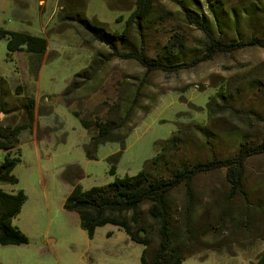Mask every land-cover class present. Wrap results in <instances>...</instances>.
Here are the masks:
<instances>
[{"label":"rangeland","instance_id":"rangeland-1","mask_svg":"<svg viewBox=\"0 0 264 264\" xmlns=\"http://www.w3.org/2000/svg\"><path fill=\"white\" fill-rule=\"evenodd\" d=\"M198 1L206 11L205 0ZM221 1L227 9H238L259 0ZM135 5L136 0H0V29L47 40L42 58L25 49L9 54L7 41L0 40V129L11 134L22 128L14 150L21 155L13 172L19 183L0 188L26 193L13 224L29 240L20 246L0 245V264H141L144 247L118 227L98 228L89 238L78 214L65 209L75 185L87 191L136 176L158 154L157 144L181 127L188 132V124L207 127L208 140L216 137L222 157L235 154L245 135L261 142L264 122L256 115L264 116V48L217 53L201 61L207 56L203 34L179 17L175 4L161 0L158 24L145 36L150 54L163 55L169 43L180 40L183 45L176 51L181 49L180 63L188 66L147 72L96 41L80 23L96 20L107 32L121 33ZM95 59L101 62L93 79L64 98L77 74H90ZM225 86L236 96L235 110L226 111L219 101L209 122V98ZM28 104H33L34 122ZM131 105L136 107L127 123L96 145V123L117 120ZM206 142L207 137L190 131L181 150L194 152ZM5 157L0 150V165ZM113 166L115 175L110 173ZM226 174L221 169L195 179V248L183 264H257L264 252V155L247 162L246 203L232 192ZM185 209L186 189L181 186L172 197L181 238Z\"/></svg>","mask_w":264,"mask_h":264},{"label":"trees","instance_id":"trees-1","mask_svg":"<svg viewBox=\"0 0 264 264\" xmlns=\"http://www.w3.org/2000/svg\"><path fill=\"white\" fill-rule=\"evenodd\" d=\"M160 1L136 0L135 8L121 33L107 32L104 24L96 20L84 19L80 23L96 41L110 47L118 57L138 62L147 72H176L188 66L180 63L181 49L176 51L177 47L183 45L182 42L174 40L164 48L163 55L151 56L149 43L147 45L145 40L147 32L158 24L157 18L161 11L157 15L156 12L157 3ZM163 1L175 4L179 17L203 34L207 42V56L200 59L201 61L213 58L217 53H234L250 47L264 48V0L252 1L238 9H227L221 0H205L206 11H203L198 0ZM0 40L7 41L9 54L25 49L42 58L47 50L46 38L26 32L0 29ZM100 60L92 61L88 68L90 74L85 70L75 76L64 98L68 100L84 87L86 81L93 79ZM235 97L234 92L226 86L210 96L206 106L209 122L217 115L219 101L223 103L226 111L235 110ZM135 107L125 106L115 121L96 123L97 128L92 136L95 144L105 143L109 137H114L122 127L119 125L127 123ZM118 108L119 106L113 111ZM26 109L30 122H34L33 104H28ZM256 116L264 122V116ZM81 123L88 130L92 128L83 119ZM187 127L188 132H197L202 137H207V142L201 149L190 153L181 150L188 134L181 127L170 139L157 144L158 154L136 176L115 178L108 185L87 191L79 184L75 185L66 200L65 209L78 214L81 227L87 231L90 239L95 237L98 228L112 225L123 230L132 242L144 247L141 264H183L194 254L193 215L198 201L193 187L199 175L226 170L227 182L232 192L247 202V162L251 158L264 155V136L261 142H257L245 135L235 154L222 157L214 142L216 137L212 141L208 140L207 127L198 124H188ZM21 130L22 128L8 134L0 129V150L6 152L5 160L0 165V184L19 183L13 172L21 162V155L14 152L20 144L17 136ZM87 155L94 158L91 151ZM110 173L115 175L114 166ZM181 186L186 189V209L182 223L184 238H181L179 224L172 212L173 194ZM26 201L27 195L23 190L9 193L0 188V245L28 244V238L13 224ZM257 264H264V252Z\"/></svg>","mask_w":264,"mask_h":264}]
</instances>
